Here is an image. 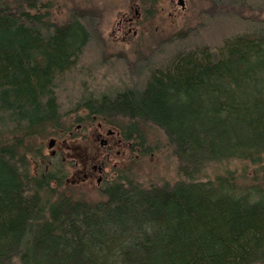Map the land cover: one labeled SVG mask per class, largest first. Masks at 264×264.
Here are the masks:
<instances>
[{"label":"trees","instance_id":"obj_1","mask_svg":"<svg viewBox=\"0 0 264 264\" xmlns=\"http://www.w3.org/2000/svg\"><path fill=\"white\" fill-rule=\"evenodd\" d=\"M41 1L0 0V264H264V21L225 8L244 0H210L198 28L106 60L95 14L56 23ZM220 19L239 28L198 41ZM115 63L127 84L86 89ZM80 121L115 126L143 156L154 130L187 180L145 187L119 169L101 200L83 201L44 150ZM232 159L239 176L199 179Z\"/></svg>","mask_w":264,"mask_h":264},{"label":"rangeland","instance_id":"obj_2","mask_svg":"<svg viewBox=\"0 0 264 264\" xmlns=\"http://www.w3.org/2000/svg\"><path fill=\"white\" fill-rule=\"evenodd\" d=\"M248 3H250V0H244L242 4L236 7L233 5L234 7L231 8L226 5L225 8L235 10L243 17L259 18L264 21V5L263 7L253 8ZM40 9L49 20L56 23L65 22L73 9L95 14L96 21L93 24V30L104 45L102 58L107 60L112 56H124L131 62L137 60L140 55H149L156 45L172 34L198 28L205 18L203 12L212 9V3L210 0H183L182 5L179 4V0H42ZM127 15L134 16V24L132 31L127 36H123L122 28L120 30V21L123 18L125 22V16ZM225 21L220 19L217 24L218 29L213 28L209 32L201 34V40L198 41H203V39L212 35L217 38L220 32L222 34L220 36H226L229 33H234L239 28V19L238 21L231 19L226 24ZM124 22L123 24L126 25V22ZM133 30H135V33ZM216 38H212V40ZM93 50L91 47L87 54H90ZM94 58V55H87L85 61L89 62ZM126 77L125 68L117 63L111 68H98L88 74L86 89L91 90V92L105 91L113 84L127 82L125 81ZM67 86L69 85L65 84V88ZM77 93V87L72 90L68 89L67 97L70 96L69 98H72V101ZM83 134L84 131L81 129L74 136V140L70 144L67 143L71 146V150L68 149L65 153L66 156L77 160L80 158L79 154L86 148L85 140L82 138ZM147 134L149 137L147 144L153 151L146 153L144 156L140 155L138 151L134 152L133 160L121 170L128 168L129 171H126V175L145 187L171 185L178 181H186L187 178L179 174L177 158L164 143L163 138L160 137L156 140L152 138L153 135H157L154 130H148ZM48 140L49 138L46 140L45 146ZM75 147L76 150H73ZM44 150L48 154L46 147ZM71 164V161L64 160L62 165L68 179H72L74 173V170L70 171ZM244 165L246 164L233 159L226 162L209 163L199 169V173H201L199 179L202 181L211 180L217 175H224L226 171H231V175L239 176L242 174L241 169ZM253 168L255 167H250L249 173H246V181L252 175L250 170ZM65 184L70 185L69 189L77 192V194L80 193L82 200L85 202H95L103 198V192L98 188L84 185L72 186L66 182V179ZM10 264L18 263L12 261Z\"/></svg>","mask_w":264,"mask_h":264},{"label":"flooded vegetation","instance_id":"obj_3","mask_svg":"<svg viewBox=\"0 0 264 264\" xmlns=\"http://www.w3.org/2000/svg\"><path fill=\"white\" fill-rule=\"evenodd\" d=\"M125 17L126 25L123 24V18L120 21L123 36H127L132 31L134 24L133 15ZM133 32L135 33V30ZM92 118L95 120V117ZM81 129L84 131L82 138L85 140L86 148L79 154L80 158L77 160L66 156L65 153L68 149L71 150V146L67 143L70 144ZM50 138L54 139V143L51 148L45 146L48 155L72 162L70 171L74 170V173L72 179L66 177V182L72 186H92L101 191L117 174V170H121L131 161L135 150H138L131 141L123 138L118 128L102 121H80L67 130L64 136ZM73 150H76V147Z\"/></svg>","mask_w":264,"mask_h":264},{"label":"water","instance_id":"obj_4","mask_svg":"<svg viewBox=\"0 0 264 264\" xmlns=\"http://www.w3.org/2000/svg\"><path fill=\"white\" fill-rule=\"evenodd\" d=\"M179 4H183V0H179ZM53 143H54V139L53 138H50L49 140H48V143H47V147L48 148H51L52 147V145H53Z\"/></svg>","mask_w":264,"mask_h":264}]
</instances>
